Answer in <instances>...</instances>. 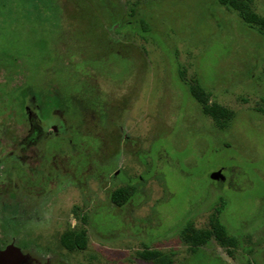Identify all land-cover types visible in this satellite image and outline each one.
<instances>
[{
    "label": "rangeland",
    "instance_id": "rangeland-1",
    "mask_svg": "<svg viewBox=\"0 0 264 264\" xmlns=\"http://www.w3.org/2000/svg\"><path fill=\"white\" fill-rule=\"evenodd\" d=\"M251 5L264 16V0ZM132 6L150 27L146 37L122 27ZM0 50L39 86L58 79L69 90L74 77L89 78L111 112L81 128L100 139L90 150L118 176L101 185L65 156L69 179L47 197V226L87 232L81 264H159L144 251L168 254L169 264H264V37L237 12L218 0H0ZM197 79L210 103L233 114L228 126L190 94ZM64 119L56 112L51 123L69 135L75 121ZM32 136L40 146V130ZM108 184H129L132 197L114 205ZM218 207L235 243L213 238L191 251L183 225L211 228Z\"/></svg>",
    "mask_w": 264,
    "mask_h": 264
},
{
    "label": "flooded vegetation",
    "instance_id": "flooded-vegetation-1",
    "mask_svg": "<svg viewBox=\"0 0 264 264\" xmlns=\"http://www.w3.org/2000/svg\"><path fill=\"white\" fill-rule=\"evenodd\" d=\"M3 60L0 61V74L5 76L0 81V264H81L79 252L87 247L79 248L80 231L68 225L59 229L52 227L53 223L47 226V197L53 188L63 186L69 179L68 170L60 168L65 156L73 158L76 174L84 173L83 168L88 165L86 173L97 177L101 185L118 176L119 170L112 169V161L101 162L94 157L100 139L83 133L81 128L88 116L106 123L111 112L106 99L100 98L98 86L89 82V78L77 76L71 93L58 79L55 83L45 80L37 86L38 96L33 94L35 87L25 80L18 84L25 92L17 104L14 60ZM48 69L43 71L47 73ZM56 112L66 121L69 117L75 121L69 135L58 133L53 127L51 119ZM25 122L26 131L21 126ZM36 130L41 132L40 146L37 137L32 136ZM127 187L129 184L112 189L109 185L108 200L112 203L111 193Z\"/></svg>",
    "mask_w": 264,
    "mask_h": 264
},
{
    "label": "trees",
    "instance_id": "trees-1",
    "mask_svg": "<svg viewBox=\"0 0 264 264\" xmlns=\"http://www.w3.org/2000/svg\"><path fill=\"white\" fill-rule=\"evenodd\" d=\"M220 4L227 7L228 9L235 11L238 13L240 18L243 20V22L252 30H255L260 35L264 37V16L259 15L256 13L251 5V0H218ZM107 9V8H106ZM109 10V9H107ZM138 10L136 9V6H132L130 8L129 17L130 19H124L125 23L122 25V27H130L137 26L138 33L141 34V36L146 37V34L150 31V27L146 21V19L143 16L138 15ZM121 18V16H120ZM132 18H136V20H132ZM112 19V26L114 29L116 28V25L118 24L117 20L113 17L111 14ZM115 20V21H114ZM1 51V50H0ZM43 60H45V57H42ZM3 59L7 60H14V66H15V77H23L21 79V82L24 83L25 79L28 80L31 83V86H33V94H37L39 91L38 85L36 83H33L28 78V73L26 71L24 72V69L22 70V62L14 56V54L10 50H3L0 54V61H4ZM41 74H44L47 67H38ZM49 68V67H48ZM72 73V72H71ZM264 74V69H263ZM73 77V73H72ZM83 82L82 80H80ZM74 82V80L72 81ZM17 83L16 86V98H17V104L20 102L19 99L22 95H24L25 90H23V87H19ZM190 94L192 97L201 105L202 111L204 114H207L215 119V121L220 125V127H226L231 123L233 119V114L226 108L222 107L221 105L217 103H210V96L204 91V87L201 84L200 80L197 79L195 85H191L189 87ZM68 93H71L73 91V86L70 87L69 90H66ZM70 95V94H69ZM70 98V96H68ZM132 197V192L130 188H119L111 193V201L114 205L122 207L124 206L129 199ZM224 208L218 207L216 209V216L211 222V228L200 230L197 229L191 221H187L185 225H183L180 235L185 243H188L192 246L191 251H197L200 249V247L205 246L209 243V241L213 238L217 239L222 244H229L232 245L235 243L234 236L230 234L229 229L227 228L226 224L224 223L222 219V213ZM87 247V235L84 230H81L79 233V248L81 250L85 249ZM140 257L146 260H155L158 261L159 264H169L171 262L170 259H168V254H162L161 252L156 251H144L140 253Z\"/></svg>",
    "mask_w": 264,
    "mask_h": 264
},
{
    "label": "water",
    "instance_id": "water-1",
    "mask_svg": "<svg viewBox=\"0 0 264 264\" xmlns=\"http://www.w3.org/2000/svg\"><path fill=\"white\" fill-rule=\"evenodd\" d=\"M221 170H219V171H217V172H213L211 175H210V177L212 178V179H218V178H220L221 177Z\"/></svg>",
    "mask_w": 264,
    "mask_h": 264
}]
</instances>
